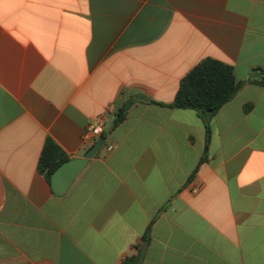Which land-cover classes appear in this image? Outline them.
<instances>
[{
	"label": "crops",
	"instance_id": "obj_1",
	"mask_svg": "<svg viewBox=\"0 0 264 264\" xmlns=\"http://www.w3.org/2000/svg\"><path fill=\"white\" fill-rule=\"evenodd\" d=\"M206 58L263 80L264 0H0V264H264V86L165 107ZM102 116L56 195L47 140L82 158Z\"/></svg>",
	"mask_w": 264,
	"mask_h": 264
},
{
	"label": "trees",
	"instance_id": "obj_2",
	"mask_svg": "<svg viewBox=\"0 0 264 264\" xmlns=\"http://www.w3.org/2000/svg\"><path fill=\"white\" fill-rule=\"evenodd\" d=\"M247 83L264 86V79L258 81L251 77L247 82L238 81L232 66L219 60L206 58L184 76L174 102L165 107L192 110L201 115L213 116L232 101ZM125 116L126 113L121 111L114 120L112 128L118 126ZM205 129L207 151L211 141V130L206 122ZM204 160L205 157H203ZM68 161L70 158L49 139L42 151L38 169L51 184L55 171Z\"/></svg>",
	"mask_w": 264,
	"mask_h": 264
},
{
	"label": "water",
	"instance_id": "obj_3",
	"mask_svg": "<svg viewBox=\"0 0 264 264\" xmlns=\"http://www.w3.org/2000/svg\"><path fill=\"white\" fill-rule=\"evenodd\" d=\"M130 103L126 104L125 111L129 110ZM104 138H100L82 158L72 159L60 166L52 176L51 187L58 196L65 195L73 185L77 176L88 166L90 161L105 146Z\"/></svg>",
	"mask_w": 264,
	"mask_h": 264
},
{
	"label": "built area",
	"instance_id": "obj_4",
	"mask_svg": "<svg viewBox=\"0 0 264 264\" xmlns=\"http://www.w3.org/2000/svg\"><path fill=\"white\" fill-rule=\"evenodd\" d=\"M106 124L107 118L102 116L86 128L83 133V143L88 145V149H90L100 138H102L106 129ZM107 150L110 152L113 150V147H109Z\"/></svg>",
	"mask_w": 264,
	"mask_h": 264
}]
</instances>
